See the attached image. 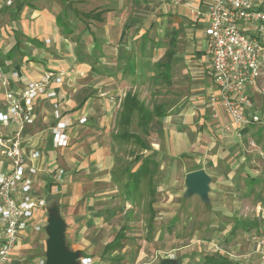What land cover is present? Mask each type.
Wrapping results in <instances>:
<instances>
[{
  "label": "crops",
  "instance_id": "1",
  "mask_svg": "<svg viewBox=\"0 0 264 264\" xmlns=\"http://www.w3.org/2000/svg\"><path fill=\"white\" fill-rule=\"evenodd\" d=\"M92 1L97 2L99 0ZM127 1L131 4L138 3L140 5V3L145 2V5H149L152 0ZM209 1L211 0H156V2L164 3V5L159 7L156 3L154 9L156 10L154 16L158 19V24L155 27L156 37L152 40L153 47L155 50H162L163 52L160 55L161 59L156 60L155 63L148 62L147 60H137L136 63L127 62L123 66L118 62L115 63L118 70H111L109 64L100 62L98 64L101 68H95L94 75L89 74L90 65L82 63V69L87 71V73L89 72V77H92L91 79L88 78V80L91 81L94 78L93 81L100 84V96L105 99L104 101L100 100L103 106H100V104L99 107L94 106L91 95L86 94L90 93L88 88H82L79 92L74 89L73 92L64 95L63 93L67 92L64 91L63 84L55 82H52L48 86V89L56 92V98L48 99L45 96H41L37 100V120L35 125L29 129L28 145L32 149H40L42 151V156L35 161V164L41 170L34 177L38 192L43 188L44 190L48 189L51 191L52 183L51 180H48L49 175L46 172L56 169L59 165L58 158L60 154L65 155L67 150L74 147L73 139L76 138L75 136H77L78 132L79 135L76 139L79 142L74 156H79L84 161L83 155L87 151L90 152L88 161L94 162L91 167L96 168V171L93 173L84 172L85 174H81L77 183H70L71 180H69L70 184H64L61 187L63 195L60 199L61 203L63 201L68 203L67 216H65L66 214H64L63 207L61 206L62 216L67 223V243L71 249L81 251L83 259L89 260L90 264H103L106 256L120 253L118 252L119 249H123L126 224L112 238L100 233V228L122 223H128V225L134 227L136 221L134 217H137L135 213H139L142 216L143 188L145 186L148 187V194L152 195L147 201V205L148 209L153 212V220L159 219L162 215V207L167 206V201L158 203V205L155 203L154 195L157 194L158 187L153 183H155L156 179L155 173L159 167L161 169L162 164H165L166 161L170 165V170L166 174L169 177L173 174L174 167L172 164H176L177 160L182 156H191V159L194 161V166L189 168L185 172L186 174L189 171L204 168L212 176L206 165L214 166L222 158L226 159L223 161L226 165L232 164L233 161L237 164L243 158L240 156L232 158L233 156L231 155L221 156L214 152L209 153L211 148L215 146L228 151L232 150L233 141L240 142L242 140L241 137L248 135L253 129V125L240 129L223 108L220 107L216 112H213L209 106L208 96L214 81L211 55L207 50L206 30L209 24V17L206 6ZM63 2L66 6L69 4L68 1L63 0ZM55 7L56 0H0V49L5 51L4 59L6 61H13L16 54L19 53L21 62L14 67V70L19 73V77H14L12 74L11 76H7L0 67V110L7 105L10 94H19L27 82L41 78L45 72L52 71L57 76L64 77V81L66 79L69 81L73 79L74 71L66 73L64 70V67L68 65L67 59H62L63 56L61 55L57 56V58L60 57L61 59H55L54 54L50 53V50L58 49L60 51L65 48L68 38L61 36L58 26H61L64 30L65 26L62 25L63 19L68 18L71 20V12L69 10L62 9L60 11L56 10ZM140 7L137 8V11L136 7H132L133 10L131 11L126 10L125 18H143V16L146 18V13H142L141 17L142 11L138 12V10L147 11L144 8L145 6ZM110 13H112V17L118 19L117 10H110ZM123 13H119L121 20L124 18ZM83 14L92 24L98 23L100 25L106 20L104 10L101 9L88 11ZM4 20H6V23ZM66 23L67 26L73 27L67 19ZM114 25L116 28H120L119 35H121L124 31L123 26L120 27L119 23H114ZM128 31L127 29L126 32L128 33ZM7 35L10 37H6L7 39H5L4 36ZM48 37L55 40L52 46H44L41 42L44 39H48ZM23 38L26 39L29 46L38 50L36 57L32 53L25 54L26 51L33 50L32 48L25 50L23 47H20L23 43ZM145 45L146 43L142 40L143 49ZM112 66L114 65L111 64ZM129 81H133L131 83L138 87L147 85V89L151 90V96L153 97L151 104L145 103L144 99L139 97L137 88L135 90H125L123 89L124 85L117 86V88L111 87V90L107 87L104 88V86L109 84L113 86L114 83H119L120 85ZM256 90L259 91L255 86L247 87V94L257 108L258 106L254 98ZM128 93L136 94L147 109L155 110V117L147 128H143L138 124L137 113L132 116L130 123L125 124L122 122L123 103ZM55 101L60 105L62 114L69 117L73 123L68 128L70 143L64 148H54L52 145L51 128L55 123L53 113ZM104 104H107V106H104ZM93 115L97 116L96 120L92 118ZM135 116H137V126L141 132L131 130ZM83 117H86L87 121L80 124L79 120ZM40 118L44 121L42 122V126L38 125ZM92 120L93 123H89ZM114 127L116 128V132H114L116 134L113 133ZM79 128L82 129L77 131ZM88 130L91 131V134L98 133L96 139L87 138L86 133ZM125 132L137 134L144 144L142 145V142L140 143L134 138H123L122 135ZM239 132H241V135H239ZM91 134L88 136H91ZM153 135L155 136L153 137ZM114 140H124L125 143L133 141L143 148V152L141 150L140 155H134L133 157L138 164L129 173L131 174V180L126 182L123 187V198L128 202L127 208L123 210V215L120 219L116 220V223L112 220V215L116 213L117 207L106 206L104 204L99 205L94 202L97 199L102 201L107 195H110V198H112L113 194L118 191L120 193L118 183H113L116 189L110 186L114 174V169H112L115 163L114 147L117 145ZM81 143H84L85 148V150L81 151L82 154L84 153L83 155L79 152ZM146 159L152 163L151 165L155 166V170L150 174L152 175L150 178L152 183L148 184L147 180L143 178L139 189H135L134 187L128 189L127 186L132 181L134 173L139 169L141 164L143 165ZM81 160L76 168L80 169L83 167ZM225 175L230 178L233 177L230 172ZM254 180L250 181L249 189L251 191L256 186L254 184L257 183ZM259 181L258 179V184L261 183ZM90 184L93 185L92 188ZM257 189L260 191L263 188ZM92 190L100 198H92ZM235 193L237 196V191ZM169 194L171 198L179 196L177 192ZM195 198L199 199V196L194 195L191 198L192 200L188 199L182 205L186 206V208L190 207L191 203H195ZM242 198L243 193L236 197L238 202L236 204L235 201V211L241 207L239 201H242ZM173 206L179 208L180 205L176 201ZM176 214L177 212L171 217V222ZM171 222L167 227L172 228L173 223ZM238 232H241V230ZM160 237H162L161 229L159 233H155V240H159ZM240 237H242L240 234L234 235L233 247L235 249L238 245L236 240ZM113 240L119 242L120 245L106 250V244ZM97 244H99L98 248L96 247ZM23 248L24 245L19 250L16 260L21 259L23 256ZM174 249L175 247H172V250ZM125 251L123 249L121 253L123 256L120 257L131 259L132 253L127 252L126 257ZM217 252L222 254L220 251L214 253ZM142 253L145 252L141 251L136 257L133 256L132 259L136 258L139 261L142 259ZM222 255L228 259L229 264H234L230 256ZM207 256L204 257L205 262H207ZM168 257L173 256L165 258Z\"/></svg>",
  "mask_w": 264,
  "mask_h": 264
},
{
  "label": "rangeland",
  "instance_id": "2",
  "mask_svg": "<svg viewBox=\"0 0 264 264\" xmlns=\"http://www.w3.org/2000/svg\"><path fill=\"white\" fill-rule=\"evenodd\" d=\"M65 1L69 2V7L65 5L63 0H56L55 9L60 11L62 9H67L71 12V20L64 18V21H62V25L65 26L64 30L61 26H58L61 36H64V38L67 37L68 42L64 49L62 47L63 50H50V53L54 54L55 59L60 58H57L58 55L63 56L62 59H67L68 65L64 67L66 73L74 71L72 80L69 81L66 79L64 81L63 77L59 82H55L63 84L64 91L67 92L63 93L64 95L73 92L74 89L79 92L82 88H88L90 93L86 94L91 95L94 106L99 107V104L103 106L100 100L104 101L105 99L100 96V84L93 81L94 78L91 81L88 80V78H92L89 77V72V74L94 75L95 68H101L98 63L104 62L109 64L111 70H118L117 64H115L118 62L124 66L127 62L136 63L137 60H147L148 62L155 63L156 60L161 59L160 55H162L163 52L162 50L158 51L154 49L152 40L156 37L155 27L158 24V19L154 16V12L156 11L154 9L156 3L159 7L164 5V3H158L156 0H152L149 5H145V2L140 3V5L138 3L131 4L127 0H99L97 2L92 0ZM143 6H145L144 8H146L147 11L138 10V12L142 11L140 14L141 17L142 13H146V18H144V16L143 18H125L126 10L131 11L133 10L132 7H136L137 11V8H142ZM96 9L104 10L105 13L106 20L100 25L98 23L92 24L89 19L84 17V14L82 15V13L92 10L95 11ZM56 10H54L55 13H57ZM110 10L118 11V19L112 17ZM119 13H123L125 19L123 18L121 20V17L119 18ZM66 19L73 27L67 26ZM4 22L6 23V20H4ZM114 23H119L120 27L123 26L124 31L121 35H119L120 28H116ZM127 24H129L128 27ZM127 29L129 30L128 33L126 32ZM6 37L9 38L10 36H4L5 39H7ZM142 40L146 43L144 49L142 48ZM22 41L23 43L20 47H23L25 50L32 48L28 45L25 38H23ZM24 42H26V44H24ZM41 42L44 46H52L55 40L54 38L48 37V39H44V41ZM32 49L31 51H26L27 53L25 52V54L32 53L36 57L38 50L35 48ZM4 57L5 51L0 49V67L7 76H11L12 72L15 71V65L21 63L19 59L20 55L19 53L16 54L13 61H6ZM82 63L90 65V71L88 73L82 69ZM111 64L114 66L111 67ZM55 76L57 75L55 74ZM131 82L133 81H129L128 83L124 82L120 85L119 83H114L113 86L109 84L104 86V88L107 87L111 90V87L117 88V86L120 87L121 85H124L123 89L125 90H135L137 88L139 97L144 99L145 103L151 104L153 97L151 96V90L147 89V85L145 84L138 87ZM255 87L258 90L264 87V65L262 67L261 77ZM254 98L258 106L257 108L264 111V96L260 90L255 91ZM104 106H107V104H104ZM96 117V115L92 116L95 120ZM42 122L44 121L40 118L38 125L42 126ZM89 123H93V120ZM255 125L256 126L253 125V129L248 135H242L243 137H241L242 140L240 142L233 141V147L231 148L232 150H229L230 152L226 149H221L219 146H215L209 151V153L214 152L221 156L231 155L233 156L232 158H238V156L244 158L240 159V163L237 164L233 161L234 163L232 162V164L229 163L226 165V163H223L226 159L222 158L218 164L214 166L206 165L208 171L212 175L209 203L203 202L199 197V199L195 198V203H191L192 205L190 207L186 208V206H183L188 199L193 197H185L183 194L186 190L185 172L194 166V161L191 159V156H182L177 160L176 164H172L174 168L173 174L170 177L166 175L168 174L167 171L170 170L168 161L162 164L161 169L159 167L155 173L156 179L155 183H153L158 187L157 194L154 195L155 203L158 205V203L160 204L167 201V206L162 207L163 212L159 219L153 220V212L148 209L147 201L152 195L148 194V187L145 186L143 188L144 198L142 200V216L139 215V213H135V216L138 218L134 217L136 220L134 227H131L128 223H122L100 228V233L112 238L119 232L121 227L126 224V235L123 239V249L126 250L125 256L127 257V252H131L132 257H136L138 253L142 251L145 252L142 253V259L137 261L136 258L133 260L132 257L131 259L120 257L123 256L121 255L123 249H119L118 252L120 253H113L112 255L106 256L103 264H160V261L167 256L180 259L181 264H209L204 261V257L216 251L230 256L234 264H255L258 261L259 253L256 243L251 237L255 233L264 232V123ZM81 129L79 128L77 131ZM131 130L134 132H141L137 126V116L134 118ZM114 132H116V128L113 130V133ZM89 134H91L90 130L86 133L88 139H96L98 135V133H93L91 136H88ZM78 135L79 132L77 136ZM77 136L75 137L77 138ZM154 136L155 135H153V137ZM76 138L73 139L74 147L67 150L65 155L60 154L58 158L59 167L57 166L53 171L46 172V174L49 175L48 180H51L52 183L51 191L48 189L44 190L43 188L37 193L38 196L43 195L48 198L50 195L54 194L61 199L63 195L61 187L64 184L77 183L79 181V176L85 174L84 172L93 173L96 171L95 167H91L94 162L88 161L90 152L87 151L85 154L83 153L84 155L81 153L82 150H85L84 143H81L82 145L79 148V152L84 156L82 157L85 160H81L82 158L79 156H74L79 142ZM87 138L86 141L88 142ZM250 140H254L255 144H250ZM123 141H115L117 145L114 147L115 163L112 168L114 169V172L112 171L114 174L110 183L113 189H116L113 183H118L120 193H118V191L113 194L112 198H110V195H107L102 201L100 199L94 200V202L99 205L104 204L106 206L117 207L116 213L112 215V220L115 221V223L116 220L120 219L123 215V210L127 208L128 202L123 198V187L126 182L131 180V174L129 173L132 172L138 164L133 157L134 155H140L141 150L143 152V148L133 141H130V143H125V141ZM80 160L83 167L79 169L76 167ZM57 169L64 170L62 179L59 181L56 180ZM235 171L236 173H234ZM228 172L231 173L233 176L232 178L225 175ZM258 179L260 180L259 182H261L260 184H258ZM69 180H71V182ZM253 180L257 183L254 184L256 186L251 191L249 189L250 181ZM90 187L92 188L93 185L90 184ZM257 188L263 189L259 191ZM235 191L238 193L237 196L243 193L242 201H239L241 207L236 211L234 210L235 201L237 204L238 200H236L237 196ZM171 192H177L179 196L171 198L169 194ZM91 194L94 199L100 198V196H96L94 190L91 191ZM176 201H178L180 205L179 208L173 206ZM60 206L63 207L64 214L67 216L68 203L64 201L62 203L60 202ZM176 212L177 214L171 222V217ZM170 222L173 223L172 228L167 227ZM160 229L162 230V237H160L159 240H155V233H159ZM239 230H241V232H238ZM235 234H240L242 236L236 240L238 244L236 249L233 247ZM46 239L47 234L44 231L30 235L24 243V248L22 250L23 256L21 259L16 260L14 264H37V259L45 255ZM99 244L96 245L97 248ZM172 247H175V249L172 250Z\"/></svg>",
  "mask_w": 264,
  "mask_h": 264
},
{
  "label": "built area",
  "instance_id": "3",
  "mask_svg": "<svg viewBox=\"0 0 264 264\" xmlns=\"http://www.w3.org/2000/svg\"><path fill=\"white\" fill-rule=\"evenodd\" d=\"M206 7L207 50L214 73L208 96L210 108L213 112L223 108L240 129L264 123V111L256 108L247 94V87L255 86L260 79L264 65V0H211ZM12 75L19 77L17 71ZM61 79L52 71L45 72L41 78L27 82L19 94H10L0 110V264H14L28 237L45 232L46 197L37 195L34 179L41 171L35 161L42 151L30 148L28 137L37 120V100L41 96L55 99L56 92L48 86ZM259 90L264 96V87ZM53 113L52 145L64 148L70 143L68 128L73 123L56 101ZM86 121L83 117L79 123ZM250 144L255 142L251 140ZM63 174V169H57L56 180ZM251 238L259 253L255 264H264V232ZM37 264H47L46 258H38ZM82 264L90 262L82 259Z\"/></svg>",
  "mask_w": 264,
  "mask_h": 264
},
{
  "label": "water",
  "instance_id": "4",
  "mask_svg": "<svg viewBox=\"0 0 264 264\" xmlns=\"http://www.w3.org/2000/svg\"><path fill=\"white\" fill-rule=\"evenodd\" d=\"M212 178L204 168L189 171L185 176V197L197 195L205 203L210 202ZM47 220L45 225L47 264H82L83 254L73 250L67 243V223L61 213L60 198L54 194L46 198ZM160 264H181L180 259L168 257Z\"/></svg>",
  "mask_w": 264,
  "mask_h": 264
},
{
  "label": "trees",
  "instance_id": "5",
  "mask_svg": "<svg viewBox=\"0 0 264 264\" xmlns=\"http://www.w3.org/2000/svg\"><path fill=\"white\" fill-rule=\"evenodd\" d=\"M135 113H137L138 115V124H140L143 128L148 127L151 121H153L155 114H156L155 110L147 109L145 105L138 99L136 94L128 93L123 103L122 122L125 124L130 123L131 118ZM122 137L127 138V139L134 138L140 143L142 142L141 138H139L138 135L135 133L125 132L122 135ZM143 144L144 143L142 142V145ZM146 160L144 161L143 165L141 164L139 169L134 173L132 181L127 186L128 189L131 187H134L135 189H139L141 186V182H143V178L147 180L148 184L152 183L151 182L152 180L150 179L152 175L150 174L153 172V170H155V166L151 165L152 163L149 160L148 161ZM118 245L120 244L116 240L108 242L106 244V250L112 249ZM43 257H45V255H43ZM206 261L210 264H229L230 263L228 259L219 252L211 254L210 256H207Z\"/></svg>",
  "mask_w": 264,
  "mask_h": 264
}]
</instances>
